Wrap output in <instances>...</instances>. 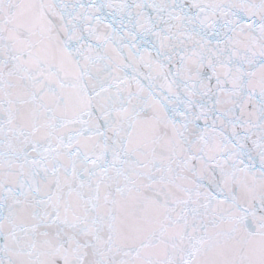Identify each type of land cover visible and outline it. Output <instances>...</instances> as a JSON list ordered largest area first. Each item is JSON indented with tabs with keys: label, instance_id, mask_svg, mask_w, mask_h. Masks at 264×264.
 <instances>
[{
	"label": "snow or ice",
	"instance_id": "obj_1",
	"mask_svg": "<svg viewBox=\"0 0 264 264\" xmlns=\"http://www.w3.org/2000/svg\"><path fill=\"white\" fill-rule=\"evenodd\" d=\"M0 264H264V0H0Z\"/></svg>",
	"mask_w": 264,
	"mask_h": 264
}]
</instances>
